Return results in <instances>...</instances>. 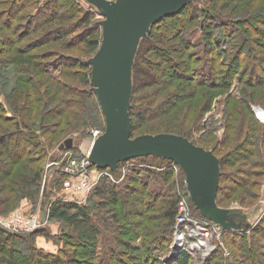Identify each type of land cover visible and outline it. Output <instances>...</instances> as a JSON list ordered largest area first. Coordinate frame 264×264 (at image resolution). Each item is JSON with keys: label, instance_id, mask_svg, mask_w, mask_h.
Returning <instances> with one entry per match:
<instances>
[{"label": "trees", "instance_id": "trees-1", "mask_svg": "<svg viewBox=\"0 0 264 264\" xmlns=\"http://www.w3.org/2000/svg\"><path fill=\"white\" fill-rule=\"evenodd\" d=\"M17 1L20 0H13L15 3ZM219 1L211 0L213 8L207 7L205 3L200 10L193 8L197 10L196 12L193 10L197 16H203L207 20L202 19L201 21L203 30L201 43H191L188 40L190 33L184 34L185 32L177 30V36L184 47L183 51L184 49L186 51L199 49L191 58L190 55L185 54L191 64L195 63V57L201 62L204 61V68L201 71L203 74L196 71L194 81L207 83L205 87H211V90H216L215 88L219 86L230 89L235 83H238L241 89L238 103L227 90L228 105H226L224 118L225 137L209 149L193 141L196 145L211 150L220 159L221 179L217 202L219 206L229 208V205L225 206L224 203H228L237 196H240V201L244 203L243 206L248 205L246 203L248 200L244 201V196L259 200L264 187V124L252 108L253 105H258L264 109V0H249L250 2L243 3L242 8L234 7L235 9L230 13L223 12L228 11V8L219 6ZM7 2L9 1L0 0V72L4 68L3 65L20 66L22 68L18 72H23L35 83L32 86L25 83L24 88L16 90L15 99L7 94L12 108L23 111L26 128L30 125L39 127L42 134H46L48 144L53 146L57 140L54 135L57 129L67 123L66 121L61 122L59 114L68 108L66 106L70 102L75 101L74 105L82 111L91 110L89 112L93 115L92 119H95L94 109L99 107L98 110L104 120L102 124L106 125L99 100L93 91L94 84L89 59L80 65L84 70L80 79L89 86L88 92H82L77 100L71 101L67 99L66 93L74 87L67 84L63 86L52 76V70L57 69L53 65L57 66L59 61L44 60L43 63H39L34 61L37 55L26 57L21 54L20 48L24 37L30 40L38 35L45 37L43 43L47 48L52 43L62 44L65 48L64 44H68L69 34H74L77 46L84 43V51L97 53L103 40L101 21L95 23V17L100 12L91 11L93 6H89L90 8L84 11L77 0H44L43 2L22 0L20 7L14 5L4 10L2 5ZM31 3L29 7H35V10L18 11L21 6H28ZM69 22L72 24L68 25ZM255 22L258 24L256 25ZM241 26L249 33V36L244 34ZM170 27L171 29L176 28L175 26ZM80 29L81 32H79ZM218 29L222 34L216 32ZM13 32H16L17 37ZM150 32L141 44L149 40ZM244 50H251V53H245ZM147 63L152 64V61H147ZM135 65L131 117L135 109H141L146 105L151 106L147 97L139 95L137 98L135 95L137 89ZM50 66H53V69H50ZM199 75L201 80H198ZM65 76L67 77L68 74L66 73ZM225 79L228 81L225 82ZM221 80H223L222 85H218ZM194 81L188 82L186 90L189 87L193 88L191 84L197 85ZM41 87L45 89L43 97ZM93 96L97 100H94ZM157 96L160 98V94ZM169 96L165 95L160 103L165 102ZM176 100L179 99L176 98ZM50 104H58V108L49 111L47 108ZM211 106L212 99L207 98L205 100L206 110L209 108L208 111H210ZM143 111L148 114L152 108L145 107ZM3 114L4 110L0 104V160L8 155L13 164L24 159H28L29 164L38 162L37 168L25 166L28 171L24 169V172L20 173L21 169H19L10 179L13 164L7 161L1 164V167L8 168V183L1 179L0 184L4 185L0 187V191L5 189L9 194L17 193L15 200L11 197L10 199L0 197V212L6 213L11 210L6 204L12 201L17 203L21 190H28L30 185H33L34 191H27L28 197L35 198L38 195L47 151L43 148L46 143L41 146L35 140L36 131L31 129V133H24L26 132L24 125H21L17 117H7ZM200 116L201 114L195 121ZM140 117H144L143 114ZM133 119L132 117V121ZM93 128L88 129V135H91ZM95 128L99 127L95 126ZM105 128L100 129L105 131ZM134 130L133 124V133ZM181 136L189 138L186 134ZM67 147V150L72 149V145ZM29 156L30 158L33 156V159H29ZM149 157L134 158L120 163L115 170L106 169L105 171L111 176L105 175L100 179L90 196L91 199L89 198L86 204L83 203L84 205L76 202L66 203L63 200L54 201L48 210L49 220L67 223L74 229V232H69L63 237L59 235L53 239L42 228L25 235L10 233L0 228L2 243L12 237L19 245L17 249L11 248L9 252L6 251L7 253L0 249V264H193V258L184 249L178 250L176 257L171 260L164 258L167 247L171 244L172 237L174 238L179 201L185 199L195 217L205 221L208 219L197 210L192 201L184 182L186 176L181 168L176 171L172 167L173 161L161 158H158L161 160L159 165L147 163ZM94 168L97 167L94 166ZM61 173L63 179L60 182L63 186L67 174L63 170ZM31 175L34 176L33 179H30ZM23 179L30 180V183L20 182ZM19 183H23L22 188L18 187ZM48 190L45 188V195L42 191L46 205L49 203L48 197L50 196ZM11 207L14 205L12 204ZM231 208L239 209L233 206ZM38 237L54 240L59 246L58 252L48 253L39 249L36 246ZM221 237L230 252V257L232 256L231 259L229 256L221 257V253L224 252L222 245H219L218 250L204 260V264H264V215L250 230L244 232L223 229ZM107 240L110 241V245L105 247L103 252H99L100 243ZM135 241H140V244L132 245ZM237 242L242 244L239 249H237ZM69 248L71 251L68 250Z\"/></svg>", "mask_w": 264, "mask_h": 264}, {"label": "rangeland", "instance_id": "rangeland-1", "mask_svg": "<svg viewBox=\"0 0 264 264\" xmlns=\"http://www.w3.org/2000/svg\"><path fill=\"white\" fill-rule=\"evenodd\" d=\"M9 2L2 5V8L5 10L7 7H13L14 5L17 6L22 4V0L17 1V3L13 2V0H8ZM24 1V0H23ZM42 2L44 0H41ZM80 2V7L84 8V11L88 9L89 6H91L86 0H77ZM2 2V1H1ZM250 2L249 0H233L229 2L228 0L219 1L218 5L223 8H228V11L223 12H232L231 10L235 9L234 7H243V3ZM193 5H188L186 8L183 9L182 12L175 16H170L167 18H164L161 20L159 24H156L153 26L149 40L145 41L143 44H141L139 53L137 56V61L135 65L136 69V83H137V89H136V97L140 95L141 97H147L146 99L149 101L150 105L142 106L141 109H135L133 114V121L134 124V133L132 137H137L144 134H159V133H171V134H186V136H189V138L206 148H211L214 146L217 142H220L222 138L225 137V111H226V105H228L227 100V90H229V95H233V99H235V102L238 103L240 101V95H241V89L238 86V83H235L233 87L230 89L223 88L222 86H219V88H215L216 90H211V87L207 88L205 85L207 83L198 82L195 80L194 75L196 71H202L204 61L201 62V60H198L195 56V63L191 64V61L189 62L185 54L190 55V58L193 57L194 52L199 51V49L186 51L184 49L183 51V45L181 41H179V38L177 36L178 31L190 33L188 36V40L193 44L201 43L203 40V33H202V27H201V21L202 19L205 21L206 18L203 16H197L195 14V9L197 8L200 10L202 7H204V3L207 7L213 8V3L211 0H195L192 2ZM32 3L28 6H21V9H18V11H33L35 10V7H29ZM27 7V8H26ZM90 8V7H89ZM37 9V8H36ZM195 12H194V11ZM17 11V10H16ZM91 11H97V8L93 6L91 8ZM222 13V11H220ZM99 13V12H98ZM196 16V17H195ZM259 16V15H258ZM105 17L102 14H98L95 17V23L103 21ZM72 22H69L68 25H71ZM257 25L258 23L255 22ZM175 26L176 28L171 29ZM16 29V28H15ZM241 29L244 31V34L246 36H249V33L243 29V26H241ZM178 30V31H177ZM18 30L16 29V32ZM16 32H13L14 36L17 37ZM74 32V31H73ZM81 32V29L79 30ZM218 34H222L221 30H216ZM22 33V32H21ZM72 33V32H70ZM22 35V34H20ZM74 34H69L68 37V44H64L65 48H63L61 45H57L56 43H52L48 45V48L44 46L43 38H45L42 35H38L36 38H29L26 39L24 37L22 39V43L20 45L21 48V54L26 55V57H29L31 55H37V58L34 61H37L39 63H43L44 60L47 61H59L58 65L54 67H57L56 70H52V76L54 79H57L62 83L63 86L66 84L70 87H74L70 89L66 95L67 99L71 101L77 100L78 96L82 95V92H88L89 86L85 85L83 81H81V76L83 75L84 70L80 66L82 65V62L87 61L88 59L92 58L96 53H88L87 51H84V43H81V45H76V42L74 41L75 38L73 36ZM245 53H251V50H244ZM205 58V57H204ZM46 61V62H47ZM147 61H152V64L147 63ZM211 61V59H210ZM209 61V63H211ZM44 65V64H43ZM49 65V64H48ZM70 65V67H68ZM53 66H50V69H53ZM4 68L1 69L0 72V104L3 107L4 110V116L7 117H17L18 120L21 121V125H24V130L26 132L24 133H31L32 131H36V138L35 140L42 145H45L43 147L47 151L46 158H44V165L42 169V180L40 182L39 186V193L35 198L28 197L27 191H34V186L30 185L28 190H21L20 191V197H17V203L15 201H12L10 204H6V206H9L11 210H9L6 213L0 212V217L9 219L14 215L15 213H21L25 219L32 221H38L40 218H42L45 223L42 227L43 231L45 233H48L50 236L56 238L57 236L61 235L62 237L68 234L69 232H74V229L67 223L60 222L58 220H49V213L48 210L53 204L54 201L63 200L66 203H71L72 199H78L76 196L72 197L67 196L64 194V188L61 185V180L63 179V175L61 171L66 168L70 160H77L80 161L83 159L84 155L89 154L91 148H92V139L91 135H88V129L95 128L96 127H106L104 123V120L100 114V111L97 109H94L95 111L93 114H95V119H92L93 115H91V110H85L82 111V109H79L77 105H74L76 101L70 102L68 107L65 110H62L60 112L59 117H61V122L66 121L67 123L62 124L59 129H57V132L55 135L56 137V143L52 146L50 143L48 144L47 136L46 134H42L39 127L29 126V128H26L23 120V111L15 110L10 105V101L7 99V94L11 95L12 97H17L15 91L21 90V88H24L23 85L26 83L30 86L34 85L35 83L33 80L29 79V77L25 76L23 72H18L21 70L22 67L16 66V65H3ZM26 67V66H25ZM66 67H68L66 69ZM209 67H211L209 65ZM51 71V70H50ZM198 72V74L200 73ZM68 74L66 77L65 74ZM202 73V72H201ZM200 73V75H202ZM211 74V73H210ZM198 77V80H201V77ZM30 77H33V75H30ZM20 78H23L24 80L21 81ZM32 81V82H31ZM191 81L197 83V85H193V88H190L188 90V82ZM207 81V80H206ZM228 79H225V82H227ZM223 80H221L218 85H222ZM201 83V84H199ZM199 84V85H198ZM41 96L43 97V94L45 93V89L41 87ZM175 92V94H173ZM153 93V95H152ZM160 94V98L159 95ZM172 94L171 96H169ZM165 95H168L167 100L163 102L162 104L160 101L164 99ZM180 95V96H179ZM175 96V97H174ZM179 96V97H176ZM14 97V99H15ZM157 97V98H156ZM174 97V98H173ZM212 99V106L208 110L205 108V100L207 98ZM87 99L86 97H84ZM156 98V99H155ZM178 98L179 100H176ZM94 100H97L96 97L93 96ZM166 99V98H165ZM12 101V100H11ZM145 101V100H144ZM24 102V100H23ZM180 103V104H179ZM211 103V102H210ZM61 106V105H60ZM258 106V105H253ZM145 107L152 108V113H146V111H143ZM261 107V106H260ZM58 108V104H50L48 105L49 111H54V109ZM264 110V109H263ZM203 111H206L205 113ZM254 111V110H253ZM141 112V113H140ZM258 119H260L259 114L254 112ZM2 114V113H1ZM79 114V116H78ZM144 117H140L142 115ZM200 116L199 119L195 121L197 116ZM48 117V116H47ZM202 119V121H201ZM201 121V122H200ZM261 121V120H260ZM262 122V121H261ZM264 124V120H263ZM40 126V125H39ZM98 128V129H99ZM195 128V130H193ZM13 129V127H12ZM32 129V131H31ZM37 129V130H34ZM42 129V128H41ZM103 130V129H102ZM104 131V130H103ZM188 138V139H189ZM72 141V149H68L67 147V141ZM61 146V147H59ZM30 150V148H28ZM79 157H82L81 159H78ZM29 159H33V156H29ZM7 161L8 163H12V160L9 159L8 155H5V157L1 158L0 160V182L1 179L6 183H8V168L1 167L2 163H5ZM63 161L65 163H63ZM160 161L158 157L150 156L147 159V163H153L154 165H159ZM13 164V163H12ZM31 165V166H30ZM36 165H38V162L29 164L28 159L21 160L19 162H15L13 164V170L9 175L10 177L16 173L19 169L20 173L24 172L25 166L32 167L33 169L37 168ZM39 167V166H38ZM62 169V170H59ZM25 171H28V169H25ZM179 173V172H176ZM30 179H33V175L30 176ZM221 179V177H220ZM24 181H27L25 183ZM59 181V182H58ZM20 182H24L25 184H29L30 180H20ZM186 184V180L184 181ZM0 187H3L4 184H0ZM23 183L18 185L19 188H22ZM187 186V184H186ZM43 188V189H42ZM45 188H48L50 196L49 203L47 205L44 201L43 195H45ZM252 190L251 188H249ZM43 191V195H42ZM17 193L9 194L7 190H1L0 191V197H7L8 199L13 198L15 200ZM26 195V196H24ZM86 199V203L88 200H90V196ZM251 195H253L251 191ZM90 198V199H89ZM246 203L248 205L243 206L244 203L240 201V196H237L236 198L230 200L228 203H224L225 206H228L229 208L237 207L239 209L244 210L245 212H248L247 221L252 223L253 225L257 224L259 220L264 215V187L263 192L259 200L252 199L249 197L244 196ZM67 199H69L71 202H69ZM180 202V201H179ZM84 203V204H86ZM12 204L14 207H11ZM80 204V203H79ZM82 202V205H84ZM243 204V205H242ZM251 204V205H250ZM46 208V209H43ZM189 208L190 214H192V210ZM179 214V212H178ZM178 216V215H177ZM177 219V217H176ZM176 222V220H175ZM0 228H2L0 226ZM2 237V236H1ZM4 237V236H3ZM39 239V246L44 248H39L44 250V252L48 253H57L59 250V246L55 244L54 240H48L45 237H38ZM2 238H0V249H3L4 252L11 250V248H18L19 245L16 244L15 238H9L7 242L2 243ZM140 240V239H139ZM175 237H172L171 244L167 247V252L165 254V259L171 260V256L173 254L172 250L175 246ZM222 237H220V241L215 242V251L218 250L219 245H222L223 252L221 253L222 258L230 257V252H228L227 247L225 246V242H223ZM110 241L101 242L100 243V249L99 252H103L105 247H108L110 245ZM140 241L132 242V245H139ZM236 243V242H235ZM238 243V242H237ZM37 244V243H36ZM242 246V244L239 242L237 249H239ZM181 248V247H180ZM181 249H184L188 251V253L193 258V264H204V260L207 258L204 257V254L202 251L195 252L188 247H182ZM235 249V248H234ZM71 251V249H68ZM180 250V249H179ZM26 251V248H25ZM229 251L231 249L229 248ZM7 253V252H6ZM18 253L20 251L18 250ZM213 253V254H214ZM212 254V255H213ZM211 255V256H212ZM173 256L176 257V253L173 254ZM232 257V256H231ZM230 257V259H231ZM83 258V257H81ZM212 258V257H211ZM230 261V260H229ZM74 264V263H72Z\"/></svg>", "mask_w": 264, "mask_h": 264}, {"label": "water", "instance_id": "water-1", "mask_svg": "<svg viewBox=\"0 0 264 264\" xmlns=\"http://www.w3.org/2000/svg\"><path fill=\"white\" fill-rule=\"evenodd\" d=\"M86 1L105 17L101 21V46L88 61L93 91L106 123L104 133L89 152L91 163L100 169L115 170L120 163L134 158L155 156L171 160L185 173L190 197L203 216L223 229L250 230L253 224L247 221L245 211L218 205L221 166L220 159L211 150L171 133L132 137L133 69L140 44L153 25L179 14L195 0ZM252 108L257 114L264 112L260 106ZM66 143L73 145L71 140ZM179 249L175 244L172 252ZM174 257L172 254L171 259Z\"/></svg>", "mask_w": 264, "mask_h": 264}, {"label": "built area", "instance_id": "built-area-1", "mask_svg": "<svg viewBox=\"0 0 264 264\" xmlns=\"http://www.w3.org/2000/svg\"><path fill=\"white\" fill-rule=\"evenodd\" d=\"M260 118V117H259ZM260 120L263 122L264 118ZM104 131L102 129L93 128L91 130L92 144L100 137ZM133 165V164H132ZM89 159V154L84 155L83 159L77 161L70 160L63 172L67 174V179L63 183L64 194L67 196L77 197L78 199H70L72 202L82 204L86 202L88 196L93 192L98 182L105 175H109L106 169L94 168ZM172 167L179 171L180 167L173 164ZM71 202L69 199H67ZM79 204V205H80ZM188 203L185 199L179 202V214L177 216L174 226L175 243L181 248L188 247V249L199 252L202 251L204 257H210L215 251V242L220 241L223 228L213 222L201 220L190 214ZM45 221L40 218L38 221H30L25 219L21 213H15L10 217H0V226L10 233L14 234H30L43 227ZM203 244V245H202Z\"/></svg>", "mask_w": 264, "mask_h": 264}, {"label": "bare ground", "instance_id": "bare-ground-1", "mask_svg": "<svg viewBox=\"0 0 264 264\" xmlns=\"http://www.w3.org/2000/svg\"><path fill=\"white\" fill-rule=\"evenodd\" d=\"M259 116H260L261 119H263L264 118V112L263 111H260Z\"/></svg>", "mask_w": 264, "mask_h": 264}, {"label": "crops", "instance_id": "crops-1", "mask_svg": "<svg viewBox=\"0 0 264 264\" xmlns=\"http://www.w3.org/2000/svg\"><path fill=\"white\" fill-rule=\"evenodd\" d=\"M38 239H39V238H38ZM38 239H37V242H36V243H37L36 246H37L38 248H44V247H40V246H39V243H38L39 240H38ZM44 249H45V248H44Z\"/></svg>", "mask_w": 264, "mask_h": 264}, {"label": "flooded vegetation", "instance_id": "flooded-vegetation-1", "mask_svg": "<svg viewBox=\"0 0 264 264\" xmlns=\"http://www.w3.org/2000/svg\"><path fill=\"white\" fill-rule=\"evenodd\" d=\"M131 102H132V99H131ZM132 105V104H131ZM131 108H132V106H131ZM247 214H248V212H246Z\"/></svg>", "mask_w": 264, "mask_h": 264}]
</instances>
